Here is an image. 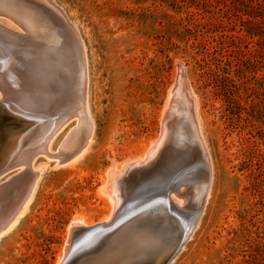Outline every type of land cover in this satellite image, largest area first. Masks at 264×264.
Instances as JSON below:
<instances>
[{
  "label": "rangeland",
  "instance_id": "1",
  "mask_svg": "<svg viewBox=\"0 0 264 264\" xmlns=\"http://www.w3.org/2000/svg\"><path fill=\"white\" fill-rule=\"evenodd\" d=\"M51 3L84 42L94 149L73 171L37 156L33 211L0 241V264H58L73 218L105 215V198L97 193L102 175L133 163L142 145L154 141L181 68L211 156L214 197L168 264H264V0ZM29 7L51 9L42 0ZM78 124L73 119L59 132L51 152ZM20 171L1 173L0 188ZM76 226L61 264L72 256Z\"/></svg>",
  "mask_w": 264,
  "mask_h": 264
},
{
  "label": "bare ground",
  "instance_id": "2",
  "mask_svg": "<svg viewBox=\"0 0 264 264\" xmlns=\"http://www.w3.org/2000/svg\"><path fill=\"white\" fill-rule=\"evenodd\" d=\"M42 1L51 7L50 14L29 7L34 0H0V175L10 167H21L22 174L0 188V241L33 211L41 178L34 167L37 156L57 159L56 167L73 171L94 149L84 42L80 44L55 5ZM179 73V88H171L154 141L142 145L133 163L108 168L102 175L97 193L105 198V215L73 218L80 231L67 264H164L178 250L185 230L197 226L201 209L213 202L214 170L208 164L198 106L184 70ZM73 119L77 129L58 153L51 152L53 140ZM169 183L174 189L168 196ZM75 225L67 231L58 264L69 254Z\"/></svg>",
  "mask_w": 264,
  "mask_h": 264
},
{
  "label": "water",
  "instance_id": "3",
  "mask_svg": "<svg viewBox=\"0 0 264 264\" xmlns=\"http://www.w3.org/2000/svg\"><path fill=\"white\" fill-rule=\"evenodd\" d=\"M49 2H51L50 0H49ZM52 4V3H51ZM53 5V4H52ZM59 10V9H58ZM60 11V10H59ZM185 174H183V175H179L177 178L178 179H176V183L178 182V181H180V179H182L183 178V176H184ZM175 180V179H174ZM172 182H173V179H172ZM173 189H174V186H171V184L169 183V185H168V188H167V195L169 196V192H171V191H173ZM169 190V191H168ZM165 196H166V194H165ZM169 208L171 209V210H175L176 209V207L172 204V202L171 201H169ZM191 228V227H190ZM190 228H188V229H186L185 230V232H184V234L182 235V237L180 238V241H179V248L182 246V244L184 243V241H185V239H186V237H187V234H188V232H189V230H190ZM178 248V249H179ZM178 251V250H177ZM176 251V252H177ZM174 255H175V253H174ZM174 255H172L164 264H168L169 263V261L172 259V257L174 256ZM148 264V263H147Z\"/></svg>",
  "mask_w": 264,
  "mask_h": 264
}]
</instances>
